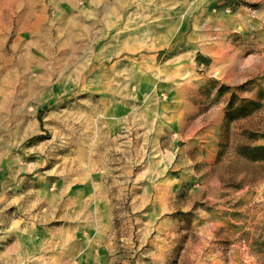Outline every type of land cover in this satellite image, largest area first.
I'll return each instance as SVG.
<instances>
[{
	"label": "rangeland",
	"instance_id": "obj_1",
	"mask_svg": "<svg viewBox=\"0 0 264 264\" xmlns=\"http://www.w3.org/2000/svg\"><path fill=\"white\" fill-rule=\"evenodd\" d=\"M257 147L264 0H0V264H264Z\"/></svg>",
	"mask_w": 264,
	"mask_h": 264
},
{
	"label": "crops",
	"instance_id": "obj_2",
	"mask_svg": "<svg viewBox=\"0 0 264 264\" xmlns=\"http://www.w3.org/2000/svg\"><path fill=\"white\" fill-rule=\"evenodd\" d=\"M34 17H35V14H33L32 12L29 13L28 11H25L21 15V26L19 28H23L25 32H31L34 30L38 31L40 27L39 21L37 20L36 22L33 23L32 20ZM2 151L5 152L4 149H2Z\"/></svg>",
	"mask_w": 264,
	"mask_h": 264
},
{
	"label": "trees",
	"instance_id": "obj_3",
	"mask_svg": "<svg viewBox=\"0 0 264 264\" xmlns=\"http://www.w3.org/2000/svg\"><path fill=\"white\" fill-rule=\"evenodd\" d=\"M255 155L253 156L254 159H261L264 157V147H257L255 148ZM260 155V156H259Z\"/></svg>",
	"mask_w": 264,
	"mask_h": 264
},
{
	"label": "bare ground",
	"instance_id": "obj_4",
	"mask_svg": "<svg viewBox=\"0 0 264 264\" xmlns=\"http://www.w3.org/2000/svg\"><path fill=\"white\" fill-rule=\"evenodd\" d=\"M27 23H28V22H27ZM36 58H37V57H36ZM28 61H29V60H28ZM33 61L35 62V60H32V62H33ZM27 63H28V62H27Z\"/></svg>",
	"mask_w": 264,
	"mask_h": 264
}]
</instances>
